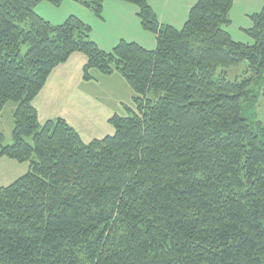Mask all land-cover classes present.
Masks as SVG:
<instances>
[{
  "label": "trees",
  "instance_id": "16d2710c",
  "mask_svg": "<svg viewBox=\"0 0 264 264\" xmlns=\"http://www.w3.org/2000/svg\"><path fill=\"white\" fill-rule=\"evenodd\" d=\"M40 1L0 0V114L16 103L0 157L29 162L0 187V264H264V6L245 43L226 28L234 0H197L181 28L124 0L156 46L104 51L78 17L45 20ZM74 1L101 16L104 0ZM77 51L85 78L117 70L133 91L114 133L88 143L33 103Z\"/></svg>",
  "mask_w": 264,
  "mask_h": 264
},
{
  "label": "rangeland",
  "instance_id": "374dc122",
  "mask_svg": "<svg viewBox=\"0 0 264 264\" xmlns=\"http://www.w3.org/2000/svg\"><path fill=\"white\" fill-rule=\"evenodd\" d=\"M263 6L264 0L233 1L231 21L226 28L234 40L252 42L246 29L253 25L251 15L259 12ZM156 8L160 12L161 8ZM135 9L137 6L124 0H104L101 16H98L74 0H62L60 4L42 0L36 5L35 11L54 25L64 22L71 15L78 17L91 27L90 38L104 51L112 50L122 39H135L146 47H154L156 37L153 32L142 27L138 16L134 14ZM85 63L86 55L77 51L51 71L43 91L40 90L38 102L43 103V107L40 105L38 108V118L41 123L61 118L78 133L84 143H88L114 133L110 118L127 114L125 105H132L133 91L117 70L104 73L97 68H90L91 77L85 78ZM242 67L228 68V78L234 79ZM15 107V102L8 101L0 114V131L5 144L12 143V112ZM258 112L264 116V104H259ZM28 170V161L0 157V187L11 184Z\"/></svg>",
  "mask_w": 264,
  "mask_h": 264
},
{
  "label": "crops",
  "instance_id": "0c3cea01",
  "mask_svg": "<svg viewBox=\"0 0 264 264\" xmlns=\"http://www.w3.org/2000/svg\"><path fill=\"white\" fill-rule=\"evenodd\" d=\"M196 2H197V0H149V4L152 7V9L154 10V12L156 13L159 22L162 24H168V25L174 26L176 28H181L183 26V24L185 23V21L188 17V13H189L191 6L193 4H195ZM155 5L158 6L159 8H161L160 12L157 10ZM132 11L133 10H131V13H132ZM163 13H165V14H163ZM255 13H257V12H255ZM134 14L137 15L136 9H135ZM162 15H163V18H162ZM249 15H251V14H249ZM124 40H126V39H124ZM127 41H134V42L140 44L141 46H143L144 48H147V49H153L156 46V44H155L154 47H146V46H144V44H142L141 42H139L138 40H135V39L127 40ZM153 43H154V39H153ZM46 84H47V82H46ZM42 91H43V89L41 90V92ZM41 92L35 97V99L33 101L38 112H39L38 108L40 107V105H41V107H43V103L38 102L39 96L41 95Z\"/></svg>",
  "mask_w": 264,
  "mask_h": 264
}]
</instances>
